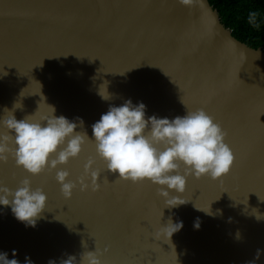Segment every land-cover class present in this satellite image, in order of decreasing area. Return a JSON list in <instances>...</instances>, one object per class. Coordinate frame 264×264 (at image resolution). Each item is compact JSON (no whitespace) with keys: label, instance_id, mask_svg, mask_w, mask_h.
<instances>
[{"label":"water","instance_id":"95a60500","mask_svg":"<svg viewBox=\"0 0 264 264\" xmlns=\"http://www.w3.org/2000/svg\"><path fill=\"white\" fill-rule=\"evenodd\" d=\"M129 99L146 106V119L203 108L227 132L235 157L229 173L188 176L183 193L169 190L188 201L176 207L148 180L115 182L92 125ZM50 106L92 140L39 175L12 156L0 162V186L14 191L27 177L48 198L35 226L0 205V253L8 259L79 262L83 252L106 248L102 264H264V50L235 38L208 0H0V120L7 109L17 120L39 121L52 115ZM89 157L99 190L80 191L77 183L65 199L56 171L77 181ZM169 219L183 227L171 240L157 237Z\"/></svg>","mask_w":264,"mask_h":264},{"label":"clouds","instance_id":"9594fccd","mask_svg":"<svg viewBox=\"0 0 264 264\" xmlns=\"http://www.w3.org/2000/svg\"><path fill=\"white\" fill-rule=\"evenodd\" d=\"M179 2L191 6L195 0ZM99 94L105 100L110 99L109 95L100 92ZM14 107L19 108L21 105L16 104ZM145 107L143 103L133 105L130 99L122 106H110L109 110L101 115L100 120L92 125L94 140L89 139L86 133L75 131V122L64 116H55V109L51 106L52 115L39 121L32 119L34 115L17 120L12 111L5 109L7 116L0 120V124L7 131L0 132V162L12 156L17 167H22L31 175H39L46 170H56L59 165L67 164L70 158L78 157L82 146L92 140L98 156L106 164V170L118 173L115 182L121 179L133 183L148 180L159 186L158 195L165 198L168 207L188 202L179 196H170L169 191L183 193L188 176L197 179L209 176L216 180L229 173L235 157L225 142L227 132L203 108L187 111L186 115L170 120L157 118L155 115L146 119ZM80 124H83L82 120ZM94 163L95 160L89 157L84 164V173L77 181L67 180L70 175L67 170L56 171L55 178L61 185L60 190L65 199L72 197L77 183L80 191H86L89 187L92 191L99 190L100 172L92 169ZM89 176L90 185L86 183ZM47 199L43 189H33L31 180L27 177L20 181L14 191L0 186V205L10 206L16 219L30 226H35L37 218L46 208ZM206 213L211 214V211ZM259 218L257 216V219ZM182 227V222L173 224L169 219L156 235L159 237L163 234L171 240L173 233ZM194 227H200L198 218ZM103 252L99 248L95 251H85L81 254L79 262L75 256L69 255L67 259H62L60 264H102L99 257ZM16 254V250H13L12 256L15 257ZM259 255L260 250H257L256 259H259ZM0 264L20 262L15 258L8 259L7 253H0ZM25 264L33 262L29 257H25ZM48 264L56 262L49 260ZM247 264H255V259Z\"/></svg>","mask_w":264,"mask_h":264},{"label":"trees","instance_id":"16d2710c","mask_svg":"<svg viewBox=\"0 0 264 264\" xmlns=\"http://www.w3.org/2000/svg\"><path fill=\"white\" fill-rule=\"evenodd\" d=\"M231 34L245 44L264 50V0H208Z\"/></svg>","mask_w":264,"mask_h":264}]
</instances>
